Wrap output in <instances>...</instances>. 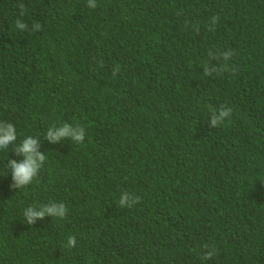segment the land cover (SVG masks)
Instances as JSON below:
<instances>
[{"label": "trees", "instance_id": "obj_1", "mask_svg": "<svg viewBox=\"0 0 264 264\" xmlns=\"http://www.w3.org/2000/svg\"><path fill=\"white\" fill-rule=\"evenodd\" d=\"M95 3L0 0V122L17 136L0 149V264H264V0ZM64 123L84 141L46 139ZM29 136L46 160L13 188ZM51 203L66 216L27 224Z\"/></svg>", "mask_w": 264, "mask_h": 264}, {"label": "clouds", "instance_id": "obj_2", "mask_svg": "<svg viewBox=\"0 0 264 264\" xmlns=\"http://www.w3.org/2000/svg\"><path fill=\"white\" fill-rule=\"evenodd\" d=\"M21 9H23V5H20ZM88 7L96 8L97 5L95 0H88ZM23 14V12L21 13ZM216 17H213V22L216 21ZM16 27L21 30L26 28V24L16 21ZM39 24H35L33 26V30L40 29ZM118 70V69H117ZM115 74V73H114ZM205 74H209L206 69ZM213 111V116L211 120L212 127H216L220 125L226 117L231 116V108L222 107L219 111V114H215V110ZM71 137L76 143H82L85 138V130L82 127L77 126L73 128L67 123H64L58 129L53 126L47 131L46 139L52 141L53 143L59 142L62 138ZM17 139L16 129L13 124L0 122V149H7L10 144H14ZM39 146V142L33 137H26L19 146H17L14 151L17 154H22L24 159L20 162L13 159L8 161L7 167L11 170L13 184L11 187L13 188H23L30 185L33 180L37 177L41 167L43 166L46 157L44 154H41L37 151ZM140 200L139 197H135V199L128 203V196L122 195L119 200V205L121 207H131L132 204L138 202ZM68 209L63 203H51L47 205H42L39 208L35 206H30L24 211V216L26 217V221L28 225H33L37 219H43L45 216L64 218L67 214ZM76 244L75 237L68 238V247L72 248ZM213 253H209L211 256Z\"/></svg>", "mask_w": 264, "mask_h": 264}]
</instances>
